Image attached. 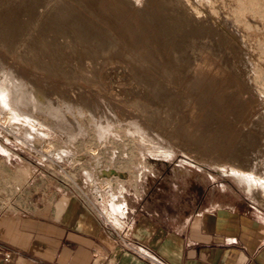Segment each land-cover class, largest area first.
I'll list each match as a JSON object with an SVG mask.
<instances>
[{
    "label": "rangeland",
    "instance_id": "rangeland-1",
    "mask_svg": "<svg viewBox=\"0 0 264 264\" xmlns=\"http://www.w3.org/2000/svg\"><path fill=\"white\" fill-rule=\"evenodd\" d=\"M59 4L90 42L69 26L50 30ZM5 23L15 33H0V115L18 119L0 120V215H36L61 194L78 201L95 158L127 175L111 190L142 189L151 206L180 212L236 197L264 212V0H0ZM250 122L247 176L231 175L214 142L226 148Z\"/></svg>",
    "mask_w": 264,
    "mask_h": 264
},
{
    "label": "crops",
    "instance_id": "crops-1",
    "mask_svg": "<svg viewBox=\"0 0 264 264\" xmlns=\"http://www.w3.org/2000/svg\"><path fill=\"white\" fill-rule=\"evenodd\" d=\"M147 193L112 189L107 207L163 264H264L260 209L235 197L170 212L148 205ZM0 246L13 264H150L117 245L67 194L36 215H0Z\"/></svg>",
    "mask_w": 264,
    "mask_h": 264
},
{
    "label": "bare ground",
    "instance_id": "bare-ground-1",
    "mask_svg": "<svg viewBox=\"0 0 264 264\" xmlns=\"http://www.w3.org/2000/svg\"><path fill=\"white\" fill-rule=\"evenodd\" d=\"M60 1V0H59ZM59 1H57L56 0V2H59ZM69 1V0H68ZM168 1V0H167ZM170 1V0H169ZM180 1V0H179ZM185 1V0H184ZM61 2H63V1H61ZM60 2V3H61ZM136 2V1H135ZM165 3H166V1H164ZM182 2V1H181ZM180 2V3H181ZM194 2V1H193ZM65 3H67L66 1L64 2V4ZM117 3H118V1H117ZM116 3V4H117ZM164 3V4H165ZM170 3V2H169ZM175 4L177 3L176 1L174 2ZM195 3V2H194ZM51 4V3H50ZM58 4V3H57ZM63 3H62V5H64ZM116 4H115V6H116ZM131 4V3H130ZM167 4V3H166ZM165 4V5H166ZM172 4V3H171ZM170 4V5H171ZM48 5V4H47ZM60 5V4H59ZM80 5H81V3H80ZM176 5H178V4H176ZM182 5V4H181ZM198 5V4H197ZM50 6V5H49ZM65 7H66V5H64ZM82 6V5H81ZM117 6H118V4H117ZM116 6V7H117ZM122 6V5H121ZM124 6V5H123ZM122 6V7H123ZM173 6H175V5H173ZM48 7V6H47ZM51 7V6H50ZM64 7V8H65ZM69 7V6H68ZM84 7V6H83ZM160 7V6H159ZM49 8V7H48ZM62 7H61V5H60V7H54V9L51 7V9L52 10H48L50 13H49V15L47 16V19H48V22H46V24L48 23L49 25H51V27L52 28H50V30H52L54 33L55 32H58V34H59V32L60 33H62L63 32V34H65V32L67 31V30H65V27L64 26H69L70 27V29H72V31L75 33L74 34V37H75V39H78L79 41L80 40H84V43H85V41L86 42H90L92 39V37L91 38H89V36L87 35V31H88V29L82 24L83 22L81 21V20H78V19H76L75 17H73L72 15H71V13L68 11V10H62L61 9ZM73 8V7H72ZM77 8V7H76ZM80 8V7H79ZM120 8V7H119ZM176 8V7H175ZM50 9V8H49ZM69 9H70V7H69ZM81 9H83V8H81ZM154 9H155V7H154ZM161 9H164V8H161ZM166 9V8H165ZM164 9V10H165ZM164 10H162V12H165ZM170 10V9H169ZM175 10V9H174ZM74 11H75V7H74ZM78 11V10H77ZM79 11H80V9H79ZM82 11H84V10H82ZM117 11H118V9H117ZM152 11V10H151ZM160 11V10H159ZM168 11V10H167ZM190 11H192V10H190ZM71 12H73V10L71 11ZM119 12H121V11H119ZM82 13V12H81ZM160 13V12H159ZM48 14V13H47ZM75 14V13H74ZM77 14V13H76ZM187 14V13H186ZM189 14V13H188ZM193 14H195V13H193ZM192 14V15H193ZM83 15V14H82ZM85 15V14H84ZM83 15V16H84ZM80 16V15H79ZM180 16V15H179ZM179 16H178V19H179V21L180 20H182V19H180L179 18ZM182 16V15H181ZM180 16V17H181ZM185 16V15H184ZM187 16V15H186ZM185 16V17H186ZM195 16V15H194ZM82 17V16H81ZM183 17V16H182ZM185 17H184V19H185ZM193 17V16H192ZM187 19L188 18H190V17H186ZM82 19V18H81ZM84 19H85V17H84ZM177 19V18H176ZM83 20V19H82ZM186 20V19H185ZM80 21H81V23H80ZM84 21V20H83ZM161 21V20H160ZM167 21V20H166ZM176 21V20H175ZM61 22H63V24H61ZM163 22V21H162ZM182 22H184V21H182ZM188 21H186L185 23H187ZM192 22V21H191ZM89 23V22H88ZM144 23V22H143ZM164 23V22H163ZM168 23V22H167ZM176 23V22H175ZM180 23H181V21H180ZM177 24V26L178 25H181V24ZM59 24V25H58ZM61 24V25H60ZM85 24V23H84ZM92 24V23H91ZM140 24V23H139ZM138 24V25H139ZM18 25V24H17ZM49 25H47V26H49ZM90 25V24H89ZM87 26V27H90V26ZM18 26H20V25H18ZM93 26V25H92ZM131 26V25H130ZM172 26H175V25H172ZM171 26V27H172ZM200 26V25H199ZM14 25H12V24H10V23H5L4 25H0V33L1 34H4V35H8V34H10L11 33V31H13L14 30ZM127 27H128V25H127ZM132 27H133V25H132ZM187 27V26H186ZM48 28V27H47ZM134 28V27H133ZM176 28V27H175ZM180 28V27H179ZM184 28V27H183ZM191 28V27H190ZM127 29V28H126ZM129 29V28H128ZM16 30V29H15ZM41 30V29H40ZM45 30V29H44ZM43 30V31H44ZM144 30V29H143ZM176 30H178V29H176ZM202 30H203V28H202ZM224 30V29H223ZM23 31V30H22ZM90 31V30H89ZM88 31V33L90 34V32ZM157 31V30H156ZM222 31V30H221ZM228 31V30H227ZM14 32V31H13ZM13 32H12V34H13ZM41 32V31H40ZM15 33V32H14ZM182 33V32H181ZM193 33V32H192ZM56 34V33H55ZM166 34V33H165ZM189 34V33H188ZM217 34V33H216ZM229 34V33H228ZM106 35H108L107 33H106ZM168 35V34H167ZM175 35V34H174ZM190 35V34H189ZM170 36V35H169ZM58 37V36H57ZM163 37V36H162ZM216 37H217V35H216ZM235 37V36H234ZM172 38V37H171ZM207 38V37H206ZM56 39H58V38H56ZM173 39V38H172ZM184 39V38H183ZM208 39V38H207ZM77 41V40H76ZM110 41V40H109ZM112 41H113V39H112ZM145 41V40H144ZM51 42V41H50ZM2 46L5 48V49H7L8 50V47H9V42L7 41V40H5L4 38H3V40H2ZM83 43V44H84ZM92 43V42H91ZM103 43H104V40H103ZM108 43V42H107ZM112 43V42H111ZM113 44V43H112ZM211 44H213V43H211ZM211 44H209V45H211ZM11 45H12V43H11ZM116 44H114V46H115ZM180 45V44H179ZM215 45V44H214ZM88 46V45H87ZM113 46V47H114ZM161 46V45H160ZM183 46H185V45H183ZM13 47V46H12ZM116 47V46H115ZM175 47H177V46H175ZM181 47H182V45H181ZM213 47V46H212ZM243 47V46H242ZM178 48H179V46H178ZM188 48V47H187ZM207 48L209 49V46H207ZM14 49V48H13ZM87 48H85V50H86ZM113 49H115V48H113ZM182 50H184V48H181ZM186 49V48H185ZM112 50V49H111ZM178 50V49H177ZM176 50V51H177ZM187 50V49H186ZM210 50V49H209ZM15 51V50H14ZM188 51V50H187ZM216 51V50H215ZM178 52V51H177ZM181 52V51H180ZM186 52V51H185ZM17 53V52H16ZM179 53V52H178ZM183 53V52H182ZM188 54V53H187ZM16 55V54H15ZM22 55V54H21ZM18 56V55H17ZM135 56V55H134ZM23 57H24V55H23ZM131 57H133L132 55H131ZM19 58H21V57H19ZM26 60V59H25ZM133 60V59H132ZM135 60V59H134ZM33 61V60H32ZM31 61V62H32ZM39 61V60H38ZM38 61H36V62H38ZM136 61V60H135ZM36 64V63H35ZM259 64V63H258ZM31 66H33V67H36V68H38V65L36 66V65H33V63H31ZM39 69V68H38ZM196 71V70H195ZM17 78V77H16ZM226 78V77H225ZM220 79V78H219ZM223 79V78H222ZM200 83V82H199ZM202 83V82H201ZM28 84V83H27ZM211 84V83H210ZM18 85V84H17ZM157 85V87L158 86H160L158 83L156 84ZM215 86V85H214ZM249 86V85H248ZM21 87V86H20ZM157 87H155V89L157 88ZM227 87V86H226ZM161 88V87H160ZM162 88H163V86H162ZM225 88V87H224ZM231 88V87H230ZM244 88H246V89H248L247 87H244ZM20 89V88H19ZM39 89V88H38ZM204 89H205V87H204ZM202 90L203 92H205V90ZM221 89V88H220ZM226 89V88H225ZM241 89V88H240ZM41 90V89H40ZM239 90V89H238ZM26 91V90H25ZM233 91V90H232ZM231 91V92H232ZM245 91V90H244ZM38 92H39V90H38ZM207 92V91H206ZM223 92V91H222ZM228 92V91H227ZM226 92V93H227ZM237 92V91H236ZM242 92V91H241ZM2 93V92H1ZM29 93V92H28ZM34 93V92H33ZM234 93V92H233ZM232 93V94H233ZM240 93V92H239ZM207 94V93H206ZM90 95V94H89ZM231 95V94H230ZM230 95H229V97H230ZM7 96V95H6ZM47 96V95H46ZM226 96H228V95H226ZM225 96V97H226ZM236 96V94L234 95V97ZM31 98H32V96H31ZM44 98V97H43ZM224 98V97H223ZM223 98H220L219 100H224ZM48 99V98H47ZM218 99V98H217ZM227 99H229L228 97H227ZM235 99V98H234ZM33 100H34V98H33ZM218 100V101H219ZM230 100H231V97H230ZM233 100V99H232ZM238 100V99H237ZM236 100V101H237ZM49 101V100H48ZM86 101V100H85ZM221 101V102H222ZM7 102V101H6ZM86 103V102H85ZM227 103H229V102H227ZM34 104V103H33ZM83 105V104H82ZM92 105V104H91ZM8 106V105H7ZM39 106V105H38ZM49 106V105H48ZM142 106H144V104L142 105ZM234 106V105H233ZM238 106V105H237ZM245 106V105H244ZM249 106V105H248ZM53 107V106H52ZM206 107V106H205ZM216 107V106H215ZM228 107H230V106H228ZM236 107V106H235ZM246 107H247V105H246ZM48 108V107H47ZM204 108V107H203ZM207 108H209V107H207ZM237 108H239V107H237ZM140 109H141V107H140ZM142 109H143V107H142ZM214 109H217V108H214ZM240 109V108H239ZM247 109V108H246ZM56 110V109H55ZM103 110V109H102ZM146 110V109H145ZM229 110H231V109H229ZM245 110V109H244ZM243 109H242V111H244ZM58 111V110H57ZM143 111V110H142ZM147 112H148V110H146ZM145 111V112H146ZM245 112H246V110H245ZM144 113V112H143ZM106 114V113H105ZM120 115V114H119ZM144 115H146V114H144ZM264 115V114H263ZM17 116V114L14 112V111H9V110H5L4 109V111L2 112V114L0 115V120H5L4 121V123L5 122H11L12 120H14V119H18V116ZM55 116V115H54ZM141 116H143V115H141ZM150 116V115H149ZM145 117V116H144ZM120 118V117H119ZM146 118V117H145ZM31 119H29V121H30ZM220 120V119H219ZM222 120V119H221ZM250 121H252V120H250ZM255 121H257L256 119H255ZM259 121V120H258ZM247 122V121H246ZM238 123V122H237ZM254 123H256V122H254ZM264 124V123H263ZM34 126H37V124H33ZM41 125V124H40ZM182 125V124H181ZM248 126V125H247ZM253 127H254V125L253 124H251V122H250V125L246 128L245 127V129H243V130H241V132H236V133H234V134H231V135H233L232 136V140L230 141V139H228V142H230V145H228L226 148H225V145L224 146H222V143H221V145H220V143H219V145L218 144H216L215 145V142H214V146H215V148L214 149H217L218 151H221L222 153H223V156H222V159H223V161L224 160H226V162L228 161V163L230 164V166H231V170H230V174L231 175H236V173L235 172H233L232 170H235V171H240L239 173H244V175L245 176H247V173L245 172V170L247 169V167L246 166H244L243 164H242V162H241V154H243L244 156H246V157H248V155H247V151H248V147L249 146H251V145H253L254 146V142L252 141V138H253V136L255 137V135H253V133L251 132V130L253 129ZM241 128V127H240ZM44 129V128H43ZM47 130H48V128H47ZM254 130V129H253ZM44 131H46L45 129H44ZM223 132V131H222ZM51 134V133H50ZM258 134V133H257ZM62 135V134H61ZM221 135V134H220ZM226 136V135H225ZM261 136H262V134H261ZM221 137H223V136H221ZM263 137V136H262ZM229 138V137H228ZM43 139H45V138H43ZM226 139V138H225ZM254 139V138H253ZM46 140V139H45ZM49 141V140H48ZM233 141V142H232ZM44 142V141H43ZM176 142V144H178V145H183L182 143H180L179 141H178V139H177V141H175ZM45 143V142H44ZM44 143H42V144H44ZM216 143H217V141H216ZM46 144V143H45ZM48 144V143H47ZM46 144V145H47ZM250 148V147H249ZM256 148V147H255ZM93 150V149H92ZM45 151V150H44ZM48 151V150H47ZM217 151V152H218ZM252 151V150H251ZM95 152V151H94ZM253 152H254V150H253ZM252 152V153H253ZM257 152V151H256ZM66 153V152H65ZM64 153V154H65ZM220 153V152H219ZM47 154V153H46ZM62 154V153H61ZM218 154V153H217ZM68 155V154H67ZM259 155H261V154H259ZM256 156V155H255ZM254 156V157H255ZM258 156V155H257ZM256 156V157H257ZM72 157H74L73 155L71 156V158ZM75 158V157H74ZM254 159V158H253ZM257 159V158H256ZM259 159V158H258ZM257 159V160H258ZM75 160H76V158H75ZM257 160H255V161H257ZM225 162V161H224ZM227 163V164H228ZM220 164V163H219ZM245 164V163H244ZM255 164V163H254ZM221 165V164H220ZM252 165V164H251ZM259 165H260V163H259ZM257 167V166H256ZM259 167V166H258ZM264 168V167H263ZM259 169H262L261 168V166H260V168ZM257 170L256 169V172H258V171H260V170ZM263 171V170H262ZM250 172V171H249ZM241 173V174H242ZM259 173V172H258ZM250 174V173H249ZM253 174H255V171H254V173ZM261 174V173H260ZM259 174V175H260ZM263 174V173H262ZM261 174V175H262ZM256 175V174H255ZM103 176H124V177H126L127 175L126 174H124L123 172H120V171H118V170H116V169H113V168H109V167H103L102 166V164L100 163V160H99V158H95L94 160H92V164H91V173L89 174V175H87V181L90 183V186L92 187V186H94L95 185V183H96V181H103ZM264 177V176H263ZM127 178V177H126ZM247 178V177H246ZM257 181V180H256ZM87 182V183H88ZM241 183V182H240ZM103 184H105V187H107L108 185H111V182H109V181H107V180H104L103 181ZM242 184V183H241ZM246 185V184H245ZM249 185H250V183H249ZM255 185V184H254ZM253 185V186H254ZM90 186H88V187H90ZM263 186V185H262ZM90 187V188H91ZM253 189H254V187H253ZM264 189V188H263ZM257 194V193H256ZM255 194V195H256ZM254 195V196H255ZM252 196V195H251ZM256 196H258V195H256ZM263 196V195H262ZM261 197V196H260Z\"/></svg>",
    "mask_w": 264,
    "mask_h": 264
},
{
    "label": "built area",
    "instance_id": "built-area-1",
    "mask_svg": "<svg viewBox=\"0 0 264 264\" xmlns=\"http://www.w3.org/2000/svg\"><path fill=\"white\" fill-rule=\"evenodd\" d=\"M90 154L95 155L94 150H91ZM102 179L103 181L107 180L111 182V185L105 187L103 181H96L95 185L90 188L92 191L83 189L79 190V193L76 196L79 199L78 201L81 206L97 218L107 235L112 237L117 245H119L122 249L131 252L150 264H163V262L160 261L153 253H151L144 244L132 236L131 228L127 223L122 224L109 211L107 207L109 200L108 195L111 191L110 189L112 188L115 177L103 176ZM0 264H13L12 252L1 246Z\"/></svg>",
    "mask_w": 264,
    "mask_h": 264
}]
</instances>
